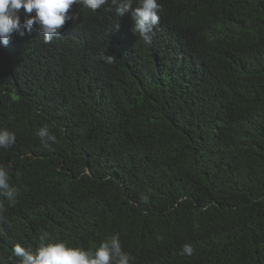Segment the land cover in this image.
<instances>
[{"label":"trees","instance_id":"trees-1","mask_svg":"<svg viewBox=\"0 0 264 264\" xmlns=\"http://www.w3.org/2000/svg\"><path fill=\"white\" fill-rule=\"evenodd\" d=\"M158 3L150 45L111 0L73 5L51 43L33 26L0 44V130L16 134L0 165L18 189L0 197V264L16 244L113 235L132 264H264V0Z\"/></svg>","mask_w":264,"mask_h":264},{"label":"clouds","instance_id":"clouds-1","mask_svg":"<svg viewBox=\"0 0 264 264\" xmlns=\"http://www.w3.org/2000/svg\"><path fill=\"white\" fill-rule=\"evenodd\" d=\"M109 0H0V44L7 45L14 33L24 36L31 33L33 26L43 34L44 43H51L54 37L60 36L61 28L66 21L73 19L69 10L73 5L83 6L93 11L107 4ZM116 6L118 16L130 12L134 21L132 31L138 33L145 44H151V33L158 27L162 5L158 0H139V6L133 8V0H111ZM24 11L21 22L20 11ZM35 15H30L32 13ZM118 27V26H117ZM100 59L106 64H113L114 55H104ZM37 136L44 147H50L49 141L56 143L57 137L50 133L47 127H41ZM16 142V134L7 129L0 130V148H9ZM18 189L10 185L9 172L0 165V197L7 199L10 206L16 203ZM147 202V197H144ZM5 211L4 201L0 200V215ZM47 234L41 237L43 241ZM182 253L191 256L193 248L184 245ZM12 254L18 264H132L133 257L122 249L118 235L101 242L93 249L71 247L64 243H41L35 251L26 249L20 244L12 248Z\"/></svg>","mask_w":264,"mask_h":264}]
</instances>
